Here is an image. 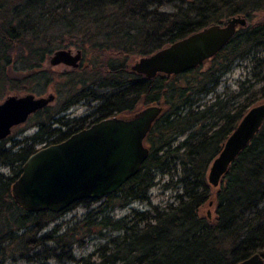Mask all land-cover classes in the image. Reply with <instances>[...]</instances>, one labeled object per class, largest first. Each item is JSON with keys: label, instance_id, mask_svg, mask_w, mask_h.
Listing matches in <instances>:
<instances>
[{"label": "trees", "instance_id": "trees-1", "mask_svg": "<svg viewBox=\"0 0 264 264\" xmlns=\"http://www.w3.org/2000/svg\"><path fill=\"white\" fill-rule=\"evenodd\" d=\"M232 15L245 16L247 24L196 67L153 77L129 68L138 57ZM58 48L80 49L79 65L54 70L49 57ZM239 60L247 62L244 80L216 92ZM63 80L65 99L35 113L34 133L9 146L0 140V167L11 171L0 173V264H239L254 253L264 257V124L217 186L207 180L234 125L264 99V0H0V98L7 90L6 96L47 89L57 97ZM83 102L92 111L81 121L57 117ZM150 104L162 111L144 140L148 155L102 205L73 203L63 211L78 203L87 211L65 229L45 230L63 211H28L13 198L12 183L37 145L66 138L90 116L99 120ZM157 175L169 176L162 189L176 191L165 206L150 203ZM136 200L150 207L118 219L108 215ZM204 206L212 214H201ZM92 235L102 241L76 258L72 247Z\"/></svg>", "mask_w": 264, "mask_h": 264}, {"label": "water", "instance_id": "water-1", "mask_svg": "<svg viewBox=\"0 0 264 264\" xmlns=\"http://www.w3.org/2000/svg\"><path fill=\"white\" fill-rule=\"evenodd\" d=\"M246 24L245 16L232 15L142 55L128 66L145 77L184 72L214 56ZM81 59L80 49L58 48L50 55L49 63L74 68ZM54 98L52 92L46 96L7 95L0 102V140ZM161 111L159 104H150L132 113L104 118L59 143L39 147L23 163L12 183L13 198L28 211L60 212L77 201L101 199L115 192L146 159L149 150L145 136ZM263 124L261 102L250 107L234 125L209 165V183L217 186L222 181L231 163ZM239 264H264V257L254 253Z\"/></svg>", "mask_w": 264, "mask_h": 264}, {"label": "rangeland", "instance_id": "rangeland-1", "mask_svg": "<svg viewBox=\"0 0 264 264\" xmlns=\"http://www.w3.org/2000/svg\"><path fill=\"white\" fill-rule=\"evenodd\" d=\"M257 20V19H256ZM74 50V48H72ZM246 60H239L236 61L233 66L226 71L221 77L218 86L216 87V92H220L224 89L225 86H229L231 89H236L237 87V82L239 80H244L245 78V73L247 71L246 67ZM51 65V64H50ZM70 66L64 65V64H58V65H53V69L57 71H66L70 69ZM61 89L62 93H59L57 97H55L49 105L51 107H55L60 105L63 100L65 99L67 93L64 91H67V82L66 80H63L61 83ZM79 86L77 85V88ZM106 89H100L99 93H104ZM11 90H7L5 93H11ZM52 91L50 89L43 90L42 92L34 93L36 96H46L48 93H51ZM53 93V92H52ZM6 94L3 95L0 98V102L6 97ZM55 94V93H54ZM92 111V104L89 105L86 102L74 105L67 109L65 112L57 114V117L63 116V120H70L73 118H81L85 115H87L89 112ZM37 112V111H36ZM35 112V113H36ZM33 113L31 114L28 119L19 125L14 126L11 129L10 134L4 138L7 140L6 146H9L11 144V141L13 139H22L23 137L30 135L34 133L36 130L35 122H36V114ZM55 127H61L58 126V124H53ZM65 127L62 126L61 129H64ZM42 144L37 145V147H41ZM0 173H3L5 175H11V171L7 167H0ZM159 182L154 185L150 190H149V199L150 203L153 205H160V206H165L167 202H170L173 200V195L175 194V190L173 189H162V183L167 182L169 180L168 175H157V179ZM104 203V197L101 199H92L90 201V208H97L98 206L102 205ZM150 205L146 201H140L136 200L128 204L127 206L124 207H113L112 209L108 210V215H110L114 219L121 218L125 215H128L132 209L136 210H144L148 209ZM87 211V208L84 203H78L74 207L70 208L67 211H63L60 213L56 221L52 222L49 224V226L45 230L51 229L55 224H61L63 229H65L66 226L69 224L73 223L76 219H79L85 212ZM212 214V209L207 208L204 206L201 210V214L208 213ZM102 241L101 238H97L95 235H92L91 237L85 239L81 244H75L72 247L73 255L76 258L85 256L92 251H94L95 247L97 244ZM5 264H59L55 260H49L44 263H31V262H24L22 260H19L17 262L13 261H6Z\"/></svg>", "mask_w": 264, "mask_h": 264}, {"label": "flooded vegetation", "instance_id": "flooded-vegetation-1", "mask_svg": "<svg viewBox=\"0 0 264 264\" xmlns=\"http://www.w3.org/2000/svg\"><path fill=\"white\" fill-rule=\"evenodd\" d=\"M210 59V58H209ZM207 60V59H206ZM205 61V60H204ZM203 62V61H202ZM261 102H264V99L262 100V101H260L259 103H261ZM256 104H258V103H255L254 105H256ZM252 107V106H251ZM97 117L98 116H90V117H88V118H86L87 119V122H85V123H83V122H80L79 124H77V126L72 130V133H70L66 138H68L70 135H72L73 133H75V132H77V131H79V130H81V129H83V128H86V127H88V126H90L91 124H93V123H95V122H97V121H99V120H102V119H99V120H96L97 119ZM107 118V117H106ZM81 119H82V117L81 118H79L78 120H80L81 121ZM104 119V118H103ZM83 123V124H82ZM146 137V136H145ZM66 138H64V139H62V140H60V141H58V142H50V143H43L42 144V146L43 145H49V144H52V143H59V142H61V141H63V140H65ZM38 149V148H37ZM36 149V150H37ZM35 150V151H36ZM34 151V152H35ZM33 152V153H34ZM31 155V154H30ZM29 155V156H30ZM28 156V157H29ZM27 157V158H28ZM27 160V159H26ZM23 165V164H22ZM124 184V183H123ZM84 200V199H83ZM77 202H79V201H77Z\"/></svg>", "mask_w": 264, "mask_h": 264}]
</instances>
